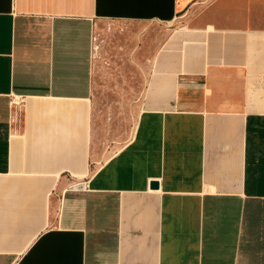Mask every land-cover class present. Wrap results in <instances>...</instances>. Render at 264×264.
<instances>
[{"label":"crops","instance_id":"1","mask_svg":"<svg viewBox=\"0 0 264 264\" xmlns=\"http://www.w3.org/2000/svg\"><path fill=\"white\" fill-rule=\"evenodd\" d=\"M102 21L171 27L120 147ZM0 264H264V0H0Z\"/></svg>","mask_w":264,"mask_h":264},{"label":"rangeland","instance_id":"2","mask_svg":"<svg viewBox=\"0 0 264 264\" xmlns=\"http://www.w3.org/2000/svg\"><path fill=\"white\" fill-rule=\"evenodd\" d=\"M207 1V0H204ZM211 1V0H208ZM171 27L102 21L96 27L97 62L103 67L95 93L97 113L109 125L106 141L122 146L136 128L141 87Z\"/></svg>","mask_w":264,"mask_h":264},{"label":"built area","instance_id":"3","mask_svg":"<svg viewBox=\"0 0 264 264\" xmlns=\"http://www.w3.org/2000/svg\"><path fill=\"white\" fill-rule=\"evenodd\" d=\"M96 41L95 38L93 39ZM97 50V48L95 47ZM12 106V117L11 122L17 125L18 130H20L22 120H23V107H24V99L22 97H14L11 102ZM78 188V187H76ZM85 188V187H83Z\"/></svg>","mask_w":264,"mask_h":264},{"label":"water","instance_id":"4","mask_svg":"<svg viewBox=\"0 0 264 264\" xmlns=\"http://www.w3.org/2000/svg\"><path fill=\"white\" fill-rule=\"evenodd\" d=\"M152 188L153 189H158L159 188V184L158 183H153L152 184Z\"/></svg>","mask_w":264,"mask_h":264}]
</instances>
